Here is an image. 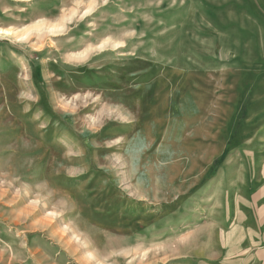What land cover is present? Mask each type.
Segmentation results:
<instances>
[{
    "label": "rangeland",
    "instance_id": "374dc122",
    "mask_svg": "<svg viewBox=\"0 0 264 264\" xmlns=\"http://www.w3.org/2000/svg\"><path fill=\"white\" fill-rule=\"evenodd\" d=\"M260 144L264 0H0V264L216 255Z\"/></svg>",
    "mask_w": 264,
    "mask_h": 264
},
{
    "label": "crops",
    "instance_id": "0c3cea01",
    "mask_svg": "<svg viewBox=\"0 0 264 264\" xmlns=\"http://www.w3.org/2000/svg\"><path fill=\"white\" fill-rule=\"evenodd\" d=\"M252 152L255 157L245 162L242 168L248 170L240 176L217 178L229 183L219 220L224 243L218 245L216 255L194 264H264V144L253 146ZM170 264L192 262L185 259Z\"/></svg>",
    "mask_w": 264,
    "mask_h": 264
},
{
    "label": "trees",
    "instance_id": "16d2710c",
    "mask_svg": "<svg viewBox=\"0 0 264 264\" xmlns=\"http://www.w3.org/2000/svg\"><path fill=\"white\" fill-rule=\"evenodd\" d=\"M227 152V151H226ZM226 152L224 154H226Z\"/></svg>",
    "mask_w": 264,
    "mask_h": 264
},
{
    "label": "bare ground",
    "instance_id": "6f19581e",
    "mask_svg": "<svg viewBox=\"0 0 264 264\" xmlns=\"http://www.w3.org/2000/svg\"><path fill=\"white\" fill-rule=\"evenodd\" d=\"M23 36H24V34H23Z\"/></svg>",
    "mask_w": 264,
    "mask_h": 264
}]
</instances>
